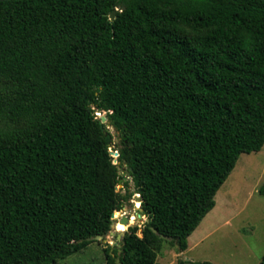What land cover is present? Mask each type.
<instances>
[{"label": "trees", "instance_id": "trees-1", "mask_svg": "<svg viewBox=\"0 0 264 264\" xmlns=\"http://www.w3.org/2000/svg\"><path fill=\"white\" fill-rule=\"evenodd\" d=\"M263 147L264 0L0 1V264L86 248L134 193L142 236L130 226L106 264H157L164 240L184 252Z\"/></svg>", "mask_w": 264, "mask_h": 264}, {"label": "rangeland", "instance_id": "rangeland-1", "mask_svg": "<svg viewBox=\"0 0 264 264\" xmlns=\"http://www.w3.org/2000/svg\"><path fill=\"white\" fill-rule=\"evenodd\" d=\"M110 130L114 136L113 144L117 143L119 137L112 125ZM111 150L116 152L114 146ZM112 155L114 162L118 163V156ZM120 176L117 190L134 193L135 187L127 165L120 166ZM263 183L264 147L257 152L243 153L217 192L216 206L190 236L189 249L181 252L169 240H164L157 264H260L264 255V195L259 189ZM136 194L122 210L117 211L114 223H117L115 228L118 229L121 224L122 230L126 231L130 226L137 225L142 236L148 217L142 214L141 202L135 197ZM123 214L131 216L129 225L120 222ZM106 237L107 246L103 240L94 241L55 264H106L105 248L109 247L112 251L120 244L116 234L108 233Z\"/></svg>", "mask_w": 264, "mask_h": 264}, {"label": "water", "instance_id": "water-1", "mask_svg": "<svg viewBox=\"0 0 264 264\" xmlns=\"http://www.w3.org/2000/svg\"><path fill=\"white\" fill-rule=\"evenodd\" d=\"M0 1H4V0H0ZM116 17V10H114L111 14V19L114 20ZM97 116L99 117V120H100V123L102 125V131L105 133V138L107 140L108 143L112 144L113 141H114V136L111 132V120L109 118V116H107L105 113H100V112H96ZM111 153H114L116 154V156H119V153L116 151V152H113L111 150ZM117 163V162H115ZM135 197L140 201L142 202V196L140 194H136ZM141 211H143L142 208H140ZM139 216L141 217L142 215L139 214ZM113 219H117L116 216H115V213L113 214ZM130 220H131V216L128 215V214H123L122 217H121V220L120 222L123 223V224H127L129 225L130 224ZM116 224L117 223H113L112 224V228H114V230H111L109 233L112 234V235H117V238H118V241L120 242L119 246H122L123 244V238L126 234V230L124 231H120L118 230L116 227ZM154 231L156 233H158V230L154 228ZM163 238H166L165 235H162ZM88 240H103L105 242V245L107 246L109 243L107 241V237L106 236H103V235H97L95 237H89Z\"/></svg>", "mask_w": 264, "mask_h": 264}, {"label": "bare ground", "instance_id": "bare-ground-1", "mask_svg": "<svg viewBox=\"0 0 264 264\" xmlns=\"http://www.w3.org/2000/svg\"><path fill=\"white\" fill-rule=\"evenodd\" d=\"M125 227V225H123V228ZM119 230H122L121 224H119ZM124 230V229H123Z\"/></svg>", "mask_w": 264, "mask_h": 264}]
</instances>
